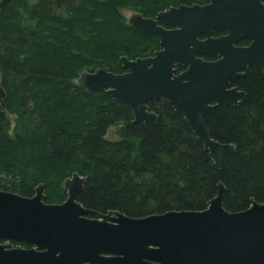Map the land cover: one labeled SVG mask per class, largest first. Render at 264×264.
Returning <instances> with one entry per match:
<instances>
[{"label":"trees","instance_id":"obj_1","mask_svg":"<svg viewBox=\"0 0 264 264\" xmlns=\"http://www.w3.org/2000/svg\"><path fill=\"white\" fill-rule=\"evenodd\" d=\"M197 1L80 0L68 18L56 13L57 0L6 4L0 10V79L7 92L6 109L0 105V189L32 197L44 184L46 202L60 204L64 182L79 173L86 178L79 202L133 218L206 210L220 183L230 212L264 204V64L232 80L246 93L239 105L205 118L212 138L237 148L224 169L168 100L149 102L156 123H135L128 105L74 82L100 68L122 74L123 57L147 58L159 49V39L128 24L121 8L154 18L175 2ZM114 126L119 140L107 138Z\"/></svg>","mask_w":264,"mask_h":264},{"label":"water","instance_id":"obj_2","mask_svg":"<svg viewBox=\"0 0 264 264\" xmlns=\"http://www.w3.org/2000/svg\"><path fill=\"white\" fill-rule=\"evenodd\" d=\"M12 0H2L0 10ZM129 24L160 40L151 57H123L126 72L106 68L85 72L79 84L89 93L107 92L128 105L135 123H156L149 102L166 99L224 169L236 152L210 136L207 114L237 106L246 93L232 80L264 64V0H211L208 5L172 7L155 19L133 15ZM226 30L225 37L213 34ZM206 35V40H200ZM251 39L247 47L236 45ZM205 55H217L209 61ZM185 70L178 72V67ZM7 92L0 79V105ZM86 178L64 182L68 198L46 202V186L26 197L0 190V264H264V204L253 201L242 212L224 207L225 185L203 211H170L133 218L119 211L98 212L78 201ZM10 242L31 246L14 248Z\"/></svg>","mask_w":264,"mask_h":264},{"label":"rangeland","instance_id":"obj_3","mask_svg":"<svg viewBox=\"0 0 264 264\" xmlns=\"http://www.w3.org/2000/svg\"><path fill=\"white\" fill-rule=\"evenodd\" d=\"M60 4V5H58L57 6V8H58V11H57V14H59L61 17H64V18H68L69 17V14H71L72 15V13H71V10L73 9V8H75L76 6L78 7V5L80 4V0H69L68 2H67V4H65V3H63V2H59V1H57V4ZM175 4H177V2H175ZM175 4H174V6H175ZM179 4V3H178ZM177 6V5H176ZM60 8H62L61 9V11L59 10ZM168 9H169V7H168ZM167 10V9H166ZM164 11V10H163ZM120 12H121V14L123 15V17L126 19V21H127V23L129 24V19L133 16V15H135V14H137V13H140V11L138 10V9H133V8H121L120 9ZM64 63V62H63ZM63 63H62V65H63ZM83 74V73H82ZM74 82L75 83H79V78H77V79H75L74 80ZM9 118H10V120H11V123H12V129H11V133L12 134H15V125H16V116L15 115H10L9 116ZM117 131H118V128L117 127H112L111 129H110V131H109V133H108V136H107V138L109 139V140H119V137H118V135H117ZM0 179H1V177H0ZM0 183H1V181H0ZM67 191V190H66ZM45 195H46V191H45ZM46 197H47V195H46ZM68 198V192H67V197H66V199ZM66 199H65V201H66ZM64 201V202H65ZM63 202V203H64ZM61 204V203H60Z\"/></svg>","mask_w":264,"mask_h":264},{"label":"flooded vegetation","instance_id":"obj_4","mask_svg":"<svg viewBox=\"0 0 264 264\" xmlns=\"http://www.w3.org/2000/svg\"><path fill=\"white\" fill-rule=\"evenodd\" d=\"M57 1H59V2H63V3H65V4H67V2L69 1V0H57ZM211 3V0H198L197 2H194V3H192V4H185V3H182V4H180V5H178V6H172V7H180V6H182V5H188V6H192V5H196V4H198V5H201V6H204V5H208V4H210ZM58 5H60L59 3H58ZM172 7H170V8H172ZM61 9L62 8H60L59 10L61 11ZM57 11H58V8H57V10H56V13H57ZM137 14H140V13H137ZM142 15V14H141ZM144 16V15H143ZM145 17V16H144ZM147 18V17H146ZM156 17H154L153 19H155ZM229 34V32L228 31H226V30H219V31H217V32H215L214 34H213V37L214 38H220V37H225V36H227ZM158 38V37H157ZM159 39V38H158ZM200 40H206L207 39V37H206V35H201L200 36V38H199ZM252 43V40L251 39H247V38H244V39H242L236 46L237 47H247V46H249L250 44ZM159 49H160V40H159ZM158 49V50H159ZM157 50V51H158ZM156 52V51H155ZM155 52H154V54H155ZM153 54V55H154ZM153 55H151V56H153ZM151 56H149V57H151ZM203 58L204 59H206V60H209V61H215V60H218L219 59V57L217 56V55H205V56H203ZM1 190H4V189H1ZM5 191H7V190H5ZM4 243H7V242H5V241H0V244H4ZM10 244L14 247V248H18V247H20V248H23V249H30L31 248V246H29V245H26V244H21V243H19V242H10Z\"/></svg>","mask_w":264,"mask_h":264},{"label":"bare ground","instance_id":"obj_5","mask_svg":"<svg viewBox=\"0 0 264 264\" xmlns=\"http://www.w3.org/2000/svg\"><path fill=\"white\" fill-rule=\"evenodd\" d=\"M1 190V189H0ZM3 191H5V190H3Z\"/></svg>","mask_w":264,"mask_h":264}]
</instances>
